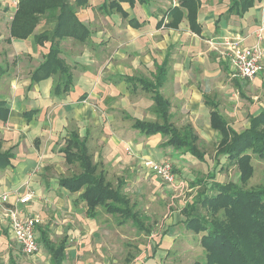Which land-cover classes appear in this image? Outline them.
I'll return each instance as SVG.
<instances>
[{
	"label": "crops",
	"instance_id": "obj_1",
	"mask_svg": "<svg viewBox=\"0 0 264 264\" xmlns=\"http://www.w3.org/2000/svg\"><path fill=\"white\" fill-rule=\"evenodd\" d=\"M17 1L0 0V102L8 108L6 119H0V149L12 154L7 165L0 166V194L9 192L6 204L17 207L21 217L34 218L37 241L45 231L63 249L60 264H105L103 232L112 228L106 217L113 215L118 226L133 222L120 223L101 206L95 216H87L78 199L82 188L72 192L59 185L60 177L80 171L77 162L65 160V141L72 132L85 138L92 161L99 166L119 164L118 159L129 163L131 154L139 155L141 164L153 154L159 161L168 153L179 157L171 145L157 152L163 148L159 138H167L164 133L148 135L133 126L137 118L157 119L147 83L162 71L159 91L169 100L170 121L173 114L180 115L178 129L201 127L199 118L210 129L211 110L227 119L238 112L239 104L246 106L248 118L258 114L264 106V73L251 80L232 77L228 60L209 39L238 34L246 47L259 44L264 63V0H255L242 13L229 10L232 0H197L198 31L189 26L185 8L177 22L169 12L181 0L122 2L126 17L109 8V0H88L75 9L89 31L86 39L65 36L59 43V57L71 74L68 86L59 75L31 80L50 47L48 39L38 42L36 36L52 32L55 20L51 12L41 14L28 37L14 38L9 25ZM145 173L154 174L146 168ZM129 179L121 177L118 185ZM25 191L33 197L21 204L18 197ZM53 233L61 237L56 239ZM42 250L48 258L46 253L41 257ZM20 254L26 255L0 214V264H11L10 258L24 264ZM32 255V264H52L39 241L38 252ZM128 258L125 261L131 264L133 259V264L153 262L146 256L145 261Z\"/></svg>",
	"mask_w": 264,
	"mask_h": 264
},
{
	"label": "trees",
	"instance_id": "obj_2",
	"mask_svg": "<svg viewBox=\"0 0 264 264\" xmlns=\"http://www.w3.org/2000/svg\"><path fill=\"white\" fill-rule=\"evenodd\" d=\"M254 1L232 0L229 10L242 13ZM122 2L132 5L135 0H109L108 7L126 17ZM87 3L88 0L17 1L16 11L9 25L10 36L28 37L38 23L39 16L46 12L53 13L55 20L52 32L36 36L38 42L48 39L50 47L44 61L31 73L32 81L59 75L64 76L66 85H69L71 74L64 60L59 57V43L65 36L81 41L86 39L89 31L79 20L75 9ZM183 8L187 10L189 26L198 31L200 27L196 23L197 0H181L177 6L170 8L169 12L176 22L183 15ZM162 74L154 82L147 83L153 94L158 120L144 121L137 118L133 121V126L148 135L164 133L168 136L166 145L204 159V152L198 147V137L192 128L185 126L178 129L170 121L169 100L159 91ZM7 113V106L0 102V119L5 120ZM210 113V126L216 131L218 142L214 157H224L235 164L239 175L238 182L214 180V172L209 176L211 181L204 182L202 178L191 181L193 185L203 183L202 188L196 191L181 212L184 216L183 224L194 233L200 234V244L204 249L203 260L194 264H264V186L249 188L245 185L254 172L252 158L256 155L264 160V106L258 114L250 116L245 128L239 130L230 126L225 115L218 110L213 109ZM65 142V160L77 162L80 171L60 177L59 185L72 192H78L82 188L78 199L84 202L86 215L95 216L97 207L101 206L106 212L117 215L120 223L131 220L137 228H143V218L138 215L121 186L113 185L103 169L92 161L85 138L72 132ZM11 155L10 150L0 149V166H6ZM38 241L51 255V263L60 264L63 249L51 242L45 231L39 234ZM10 259L11 264H16L13 258Z\"/></svg>",
	"mask_w": 264,
	"mask_h": 264
},
{
	"label": "rangeland",
	"instance_id": "obj_3",
	"mask_svg": "<svg viewBox=\"0 0 264 264\" xmlns=\"http://www.w3.org/2000/svg\"><path fill=\"white\" fill-rule=\"evenodd\" d=\"M237 97L240 100L242 98L239 94ZM261 98L263 97L261 96ZM244 104H247L246 100ZM256 108L257 106L254 107V109ZM246 113V106L239 104L238 112L234 113L232 117H227L229 124L237 130L245 128L249 120ZM179 120L180 115H172V122L175 127H179ZM197 121L198 123L201 122V127L195 128L192 126L191 128L194 134H197L198 147L204 152V159L193 157L176 149L173 150L179 152V157L169 153L164 155L165 160L172 161L176 173L185 182L182 190H173L171 187H167L155 173L146 174L139 155L135 158L131 154V162L129 163L125 162L126 159H118L119 164L113 165L110 163L109 166H99L101 169L106 170L107 179L113 185H118L117 180L121 177L130 178L125 180V185H122L121 189L127 194L138 215L143 218V228L137 229L134 223L127 222L126 225L118 226L113 215L106 217L112 228L103 232L102 251L106 257L105 264H131L130 261H125L129 256L137 257L136 260L138 258L144 260L145 256L147 258L151 257L153 262L149 261L147 264H194L203 260L204 249L200 244V234L189 230L182 222L184 216L181 212L184 205L190 202L196 191L202 188L203 185V183L202 185H193L191 181L202 178L206 182L210 180L209 176L214 172V180L238 182L239 171H237L235 164L228 162L224 157L219 159L214 157L215 147L218 143L216 133L208 126H204L200 118ZM166 139L159 138L158 141L163 144V148L159 146L158 153L160 150L165 152L170 147V145L165 144ZM138 154L140 153L138 152ZM150 158L159 160L156 154H153ZM251 163L254 172L246 182V187L264 186V160L255 155ZM76 170L78 171L76 168L71 172ZM99 208L101 207L98 206ZM52 237L58 239L61 235L53 233ZM45 253L42 250L41 257ZM20 256L21 263L32 264L34 258L32 256L34 255L20 254ZM45 256L48 258L47 253ZM128 259L131 260V258ZM133 262H135L134 259L132 264Z\"/></svg>",
	"mask_w": 264,
	"mask_h": 264
},
{
	"label": "built area",
	"instance_id": "obj_4",
	"mask_svg": "<svg viewBox=\"0 0 264 264\" xmlns=\"http://www.w3.org/2000/svg\"><path fill=\"white\" fill-rule=\"evenodd\" d=\"M213 49L222 54L233 69L232 77H242L251 80L253 77L264 73L262 51L259 44L246 47L240 35H222L209 39ZM221 47V48H220ZM144 167L158 175L166 184L176 190H182L183 184L175 171L174 164L169 159L156 160L146 159ZM10 193L0 194V214L9 222L12 234L24 254L32 255L38 252V241L35 236L36 221L32 216L21 217L17 207L7 205ZM33 193L25 191L18 197L19 203L23 204L32 199Z\"/></svg>",
	"mask_w": 264,
	"mask_h": 264
}]
</instances>
